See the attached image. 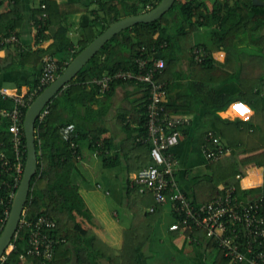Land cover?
Returning <instances> with one entry per match:
<instances>
[{
    "label": "trees",
    "instance_id": "1",
    "mask_svg": "<svg viewBox=\"0 0 264 264\" xmlns=\"http://www.w3.org/2000/svg\"><path fill=\"white\" fill-rule=\"evenodd\" d=\"M160 1L89 0V5L95 7L92 10L95 16L86 26L80 28L75 47L62 23L67 14L79 11L68 5V13H65L55 0H42L41 8L32 15L34 26L37 28L36 38H44L43 34L50 26H56L58 29L52 44L38 51L39 58H55L59 66L56 75L58 77L79 52L112 23L145 13L155 8ZM83 8L88 10L87 6ZM169 12H177L181 21L179 30L170 25L167 17ZM43 13L46 16L40 20ZM200 29H205V34L202 40L195 43L192 37ZM194 48H202L205 52L201 63L194 60ZM175 50L185 52L193 67L201 72L200 78L196 80L198 86L213 85L211 99L204 104V118L209 119L214 128L201 132L199 148L195 149L197 152L202 153V145L206 144L208 133L218 138L223 137L224 133H264V105L261 96L264 92V7L254 6L252 0H175L171 9L158 20L136 24L111 38L44 107L48 109V114L43 121L35 123L37 165L24 206V219L34 220L45 216L54 222V227L47 232L48 238L53 241V257L46 261L26 255L28 230L22 226L12 240L13 249L4 255L0 264H100L101 260L108 264H139L138 255L151 237L150 224L146 225L142 221L141 225L140 222H131L130 228L123 233V250L119 255H115L116 252L105 245L91 228L83 227L85 223H92L93 216L72 177L76 164L81 159L83 145L92 153L99 151L98 156L104 169L119 168L127 176L152 164L150 145L137 141V137L147 134L146 85L114 79L110 82L109 89L101 94L90 82L104 75H114L119 70L136 72V59L140 54L164 60L163 71L155 76L157 81H164L166 65L168 61L175 59ZM216 52L225 54L223 62L213 58ZM40 73L41 69L38 77ZM37 80L33 87L37 85ZM122 84H135L142 88L143 94L136 106L118 110L117 123L124 132V139L120 143L119 152H115L114 139L104 136V131H100L96 121L106 113L109 107L106 106V101ZM44 89L39 91L31 103ZM165 89L167 92V83ZM234 101L248 103L254 110V118L249 122L223 119L219 113ZM95 104H100V109L95 110L92 107ZM164 105L165 110L171 114L169 104ZM26 110L27 106L22 110V123L19 127L23 168L26 160L23 133ZM9 125L10 122L6 118L0 130V151L5 153L12 164L14 152L11 134L8 132ZM67 125H74L75 131L62 133L61 129ZM229 127L235 128V132H231ZM186 129L187 127L181 132L187 137ZM221 141L219 139L222 148H228ZM70 142L74 143V148L70 146ZM99 142L102 147L97 146ZM207 145L210 149L213 148L211 144ZM184 146L185 139L180 140L178 145L171 149L177 160L183 155ZM204 162L214 167V175L209 181L200 184L206 187L202 195L204 201L198 199L197 193L190 198L195 205L213 200L216 192L224 186H235L236 194L241 200H245L247 195L260 192V188L242 190L236 176L242 174L241 165L264 167V154L240 162L232 154L225 155L214 163H208L204 158ZM8 185V176L0 173V233L6 222L4 212L10 210L12 203ZM123 187L129 201L132 191L129 179L125 180ZM12 191L16 192V189ZM145 195L151 194H143L138 202L143 207H149L151 201L146 200ZM153 203L155 210L160 207L155 205L154 199ZM155 210L149 213L154 214ZM172 216L173 223L179 221L175 213L172 212ZM184 235L194 238L197 242H205L209 249H216L213 241L206 239L204 232L185 230ZM212 264H229V260L217 250Z\"/></svg>",
    "mask_w": 264,
    "mask_h": 264
},
{
    "label": "crops",
    "instance_id": "2",
    "mask_svg": "<svg viewBox=\"0 0 264 264\" xmlns=\"http://www.w3.org/2000/svg\"><path fill=\"white\" fill-rule=\"evenodd\" d=\"M41 1L42 0H0V33H14L17 37V43L0 47V87L8 91L7 96L3 97L0 95V130H2V122L6 119L5 115L13 108L12 96L26 95L34 88L33 85L36 83L42 61V59L39 58L38 51L40 49L44 50L52 44L54 35L58 29L56 26H50L43 34L44 38H41V40L40 38H36L37 28L34 26L32 15L33 12L41 8ZM55 1L65 13H68L66 12L68 5H71L73 9L75 8V10L79 11L67 14L62 23L67 29V36L76 47L77 40L79 39V30L93 19L95 14L92 10L95 7L91 4L89 5V0ZM85 6L88 7V10L83 8ZM167 17L172 28L179 30L181 21L177 12H169ZM204 34L205 29H200L194 34L192 40L198 43L200 39L202 40ZM174 54L175 59L168 61L164 73V82L167 83L165 103L169 104L171 107V114L187 116L191 119V123L186 129V133H188L187 137L183 132L181 135V140L185 139V146L183 155L178 160L179 164L176 172V181L180 189L189 198H192L193 195L197 193L198 199L204 201L202 195L206 187L204 185L200 186V184L213 178L214 167L207 165L204 162L201 151L197 152L195 149L197 147L199 148L201 132L205 129L214 128L210 120L204 118V104L211 99L213 85L204 84L203 86H198L199 83L196 80L200 78L199 75L201 72L198 71V68L193 67L185 52L182 50H175ZM215 54L219 56L223 55V57L225 55L222 52H216L213 54L214 59L216 58ZM142 94V88H139V86L135 84H122L118 86L110 99L106 101V106H109L107 111H105L106 113L96 121V125L99 127L100 131H104V136H110L114 139L115 152H119L120 143L122 139H124V132L117 123L118 110L122 108H131V106L134 105L136 106L138 102H140L139 98L142 97ZM261 96L263 98L262 105H264V92H262ZM246 104L251 108L248 103ZM92 107L98 110L101 105L95 104ZM251 110L253 112L251 118L253 119L254 110L252 108ZM223 114H225V110L220 112L219 115L223 119H228L222 116ZM70 126L72 129L68 132ZM241 129L242 128H240V130ZM229 130L235 132V128L232 129L229 127ZM74 131V125H67L61 129L62 133H73ZM216 134L220 135V133ZM218 139L222 140L221 143L228 147L226 148L228 149V153L225 155L232 154L236 156L239 162L249 157L252 158L256 155L264 154V133H224L223 137L220 136ZM83 148L84 145L82 146V149ZM90 153L94 159L99 157L98 155L95 156L92 152ZM91 160L92 159L89 158L84 167L89 168ZM240 168L242 171V174H239L242 175V178L239 180L240 188L242 190L260 188V192L247 195L245 200L256 198L260 194H264V167L241 165ZM114 169L117 170L115 178L124 175V182L126 179H129L130 190H135L131 187L132 179L143 168L131 172L128 176L123 174L119 168H112L109 169V171ZM248 183H250V185ZM125 196L127 198L126 191ZM145 196L146 200L151 201L149 208L153 207V197L151 195ZM168 205L170 208L167 212H170L169 214L172 216V206L170 203L158 207L154 214L160 215L164 213ZM95 221L93 217L92 223H85L83 227L91 228L105 245L116 252L115 255H119V252L123 250V238H121V236L117 238V236L110 235L111 233L108 234L106 231H99L95 227V225H98ZM172 224L173 223L169 225L167 232L170 236V243L177 252L176 256L179 262L183 261V264L213 263L217 254L215 248L209 249L205 242L193 241L192 238H188L182 232L171 231L170 226ZM128 229L124 228L122 230L126 231ZM149 243H151L150 239L144 244L138 255L139 264H159V262L156 263L153 261L154 259H152L154 255H152L153 253L150 251L151 248ZM100 264L108 263L101 260Z\"/></svg>",
    "mask_w": 264,
    "mask_h": 264
},
{
    "label": "built area",
    "instance_id": "3",
    "mask_svg": "<svg viewBox=\"0 0 264 264\" xmlns=\"http://www.w3.org/2000/svg\"><path fill=\"white\" fill-rule=\"evenodd\" d=\"M45 16L46 14L43 13L39 19ZM15 43H17L15 34L0 33V47ZM192 54L194 60L200 63L205 57L202 48H194ZM136 64V72L119 70L114 75H104L90 82L98 88L101 94L109 89L110 82L114 79L146 85L145 89L148 91L147 134L137 137V141L150 145L152 164L138 172L132 179L131 187L140 194L150 193L155 205L171 204L172 212L179 218V221L170 226L171 231L204 232L206 239L213 241L216 250H219L229 260V264L238 262L264 264V194L249 200H241L236 194L235 186L229 185L221 187L216 192L215 198L207 203L195 205L192 202L176 181L179 162L171 152V149L180 142L181 131L190 125L191 119L187 116L170 114L165 110L166 83L155 79L156 74L161 73L165 67L164 60L140 54L136 59ZM58 69L57 60L45 56L42 60L37 85L26 95L12 96L13 108L5 115L10 122L8 132L11 134L14 160L11 164L5 153L0 151V173L6 174L10 179L8 186L11 199L15 195L12 190L18 188L24 169L21 163L22 137L19 128L22 123V110L30 105L39 91L56 80ZM0 95L7 96V89L0 87ZM239 105L251 109L245 102L234 101L225 110L228 113L226 118L249 121L253 114L252 110L250 112L237 111ZM47 114L48 109L43 108L37 121H43ZM71 129L70 126L68 132ZM205 140L207 142L202 145V154L208 163H214L228 153V149H223L219 139L212 133H208ZM207 144H211L213 148L210 149ZM70 146L75 147L73 142H70ZM97 146L102 147L100 142ZM93 154L97 156L99 151ZM236 178L240 180L242 175H237ZM154 210L155 207L149 208V212H154ZM9 211L4 212L5 221ZM22 226L28 230L26 255L50 261L54 252L53 241L48 238L47 232L54 227V222L45 216L25 220L23 213L18 229ZM193 241L196 240L193 238ZM11 248L13 249L12 244Z\"/></svg>",
    "mask_w": 264,
    "mask_h": 264
},
{
    "label": "rangeland",
    "instance_id": "4",
    "mask_svg": "<svg viewBox=\"0 0 264 264\" xmlns=\"http://www.w3.org/2000/svg\"><path fill=\"white\" fill-rule=\"evenodd\" d=\"M215 55L216 61L221 63L224 60L223 55ZM222 116L227 117L228 113L225 111ZM85 146L83 149L81 146V159L76 164L72 180L77 184L87 207L91 209L95 223L98 224L95 227L99 231H106L117 238L120 236L123 238L122 229L130 228L131 222L142 221L146 225L149 223L151 232L149 244L150 251L154 255L153 261L159 264H183V261L177 260V252L171 245L167 232L169 225L173 223L170 212H167L170 206L168 205L166 211L160 215L150 214L149 207H143L138 202L143 194L138 193L137 190L130 192L128 201L123 187L124 175L115 178L117 170L103 169L100 158L94 159ZM89 158L92 159L91 165L89 168L84 167Z\"/></svg>",
    "mask_w": 264,
    "mask_h": 264
},
{
    "label": "water",
    "instance_id": "5",
    "mask_svg": "<svg viewBox=\"0 0 264 264\" xmlns=\"http://www.w3.org/2000/svg\"><path fill=\"white\" fill-rule=\"evenodd\" d=\"M174 2L175 0H161L155 8L145 13L125 17L112 23L87 47L80 51L56 80L46 87L27 107L23 119L26 160L20 183L12 199L8 217L0 233V261L3 259L4 255L9 254L12 250V240L24 213V206L29 193L30 183L36 171L37 156L35 148V123L42 109L61 89L75 78L77 73L111 38L124 29L136 24L151 23L158 20L171 9ZM252 4L254 6L264 7V0H252Z\"/></svg>",
    "mask_w": 264,
    "mask_h": 264
},
{
    "label": "clouds",
    "instance_id": "6",
    "mask_svg": "<svg viewBox=\"0 0 264 264\" xmlns=\"http://www.w3.org/2000/svg\"><path fill=\"white\" fill-rule=\"evenodd\" d=\"M237 111H242V112H250L251 109H248L246 106L244 105H239L237 108Z\"/></svg>",
    "mask_w": 264,
    "mask_h": 264
},
{
    "label": "bare ground",
    "instance_id": "7",
    "mask_svg": "<svg viewBox=\"0 0 264 264\" xmlns=\"http://www.w3.org/2000/svg\"><path fill=\"white\" fill-rule=\"evenodd\" d=\"M7 46H9V45H7ZM17 190V189H16Z\"/></svg>",
    "mask_w": 264,
    "mask_h": 264
}]
</instances>
